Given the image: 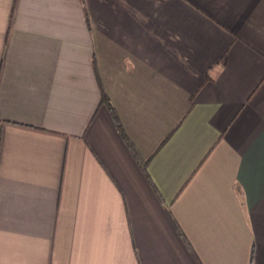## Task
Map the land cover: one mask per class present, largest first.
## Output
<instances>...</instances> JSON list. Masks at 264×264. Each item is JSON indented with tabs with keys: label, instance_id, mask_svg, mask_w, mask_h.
I'll list each match as a JSON object with an SVG mask.
<instances>
[{
	"label": "crops",
	"instance_id": "crops-1",
	"mask_svg": "<svg viewBox=\"0 0 264 264\" xmlns=\"http://www.w3.org/2000/svg\"><path fill=\"white\" fill-rule=\"evenodd\" d=\"M0 264H264V0H0Z\"/></svg>",
	"mask_w": 264,
	"mask_h": 264
},
{
	"label": "trees",
	"instance_id": "trees-1",
	"mask_svg": "<svg viewBox=\"0 0 264 264\" xmlns=\"http://www.w3.org/2000/svg\"><path fill=\"white\" fill-rule=\"evenodd\" d=\"M104 101L105 102H107V100L106 99H104ZM108 106H109V104H108ZM110 112H111V114H112V119L114 120V122L117 124V120H116V117H115V115H114V112H113V109H112V107H110Z\"/></svg>",
	"mask_w": 264,
	"mask_h": 264
}]
</instances>
